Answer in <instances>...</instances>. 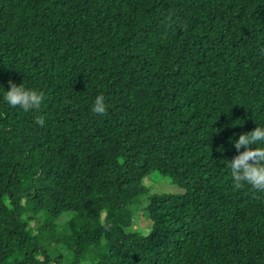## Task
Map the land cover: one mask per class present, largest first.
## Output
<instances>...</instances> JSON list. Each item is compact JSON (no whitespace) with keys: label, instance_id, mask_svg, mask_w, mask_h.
<instances>
[{"label":"trees","instance_id":"trees-1","mask_svg":"<svg viewBox=\"0 0 264 264\" xmlns=\"http://www.w3.org/2000/svg\"><path fill=\"white\" fill-rule=\"evenodd\" d=\"M262 49L264 0H0V264H64L53 239L69 264H264V193L228 167L264 127Z\"/></svg>","mask_w":264,"mask_h":264},{"label":"clouds","instance_id":"clouds-1","mask_svg":"<svg viewBox=\"0 0 264 264\" xmlns=\"http://www.w3.org/2000/svg\"><path fill=\"white\" fill-rule=\"evenodd\" d=\"M8 85L4 100L9 106L18 107L24 112L40 108L44 100L42 91L27 89L11 80ZM92 112L101 116L106 114L107 105L102 94L95 97ZM36 124L43 127V117H39ZM234 147L238 154L228 161L234 189L239 190L247 185L254 193H264V127L257 126L250 132L240 134L238 140L234 141ZM242 147L244 150L240 151Z\"/></svg>","mask_w":264,"mask_h":264},{"label":"rangeland","instance_id":"rangeland-1","mask_svg":"<svg viewBox=\"0 0 264 264\" xmlns=\"http://www.w3.org/2000/svg\"><path fill=\"white\" fill-rule=\"evenodd\" d=\"M144 184L149 189L150 195L153 193L161 194L182 192V189L178 185L170 182L169 177L164 176L159 172L150 173V175L145 179ZM68 220L69 215L64 214L57 221V232L60 236L66 233L64 229L67 227ZM37 225L38 224H35V226ZM132 230L141 234H146L148 232L147 223L141 219L139 212L137 213L135 224L132 226ZM59 247H61V249ZM48 253L53 258L62 254L64 264H69V262H71V254L62 250V245H58L54 239L49 241Z\"/></svg>","mask_w":264,"mask_h":264}]
</instances>
